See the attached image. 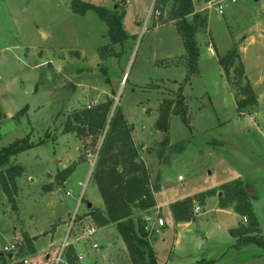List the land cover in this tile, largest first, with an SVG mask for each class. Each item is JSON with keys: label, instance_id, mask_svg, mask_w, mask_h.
<instances>
[{"label": "rangeland", "instance_id": "obj_1", "mask_svg": "<svg viewBox=\"0 0 264 264\" xmlns=\"http://www.w3.org/2000/svg\"><path fill=\"white\" fill-rule=\"evenodd\" d=\"M71 1L0 0V149L24 137L35 143L10 160L24 167L16 179L18 211L0 188V249L19 244L28 231L42 234L36 254L22 257L27 264H56L65 239L82 254L80 264H131L117 228L97 227L86 216L89 204L105 208L92 176L94 156L74 131H64L68 114L110 96L153 183L161 186L155 193L159 212H136L148 222L157 264H264L257 244L235 246L229 229L243 217L232 207L219 208L218 196L196 203L201 208L190 221L176 222L170 211L177 200L240 178L264 234V0H237L223 14L203 12L208 19L196 34L198 72L190 76L183 39L169 14L147 22L153 0H85L125 11L130 36L110 47L108 56L98 52L110 42L108 25L93 10L73 12ZM194 2L198 11L199 0ZM233 47L258 96L251 113L237 111L236 92L216 55ZM180 89L188 124L172 113L168 133L155 130L161 102ZM72 164L68 178L57 183L58 173ZM158 217L164 226L157 225ZM62 259L59 264H67Z\"/></svg>", "mask_w": 264, "mask_h": 264}, {"label": "trees", "instance_id": "obj_2", "mask_svg": "<svg viewBox=\"0 0 264 264\" xmlns=\"http://www.w3.org/2000/svg\"><path fill=\"white\" fill-rule=\"evenodd\" d=\"M159 6L168 7L169 20L174 21L183 39L186 50L183 58L186 61L187 76L197 73L200 48L196 34L206 29L207 14L195 11L194 0H160ZM71 9L77 14H85L88 10H93L108 25L106 36L110 42L98 49L101 55L108 56L112 53L109 51L110 47L130 36L123 25L125 11L120 12L115 6L108 8L85 0H72ZM216 55L226 81L231 83V90L236 92L237 111L240 114L251 113L258 106V96L246 77L237 47L231 48L224 55L216 51ZM113 103L114 99L108 96L101 102L75 110L68 114L64 124V131H74L88 153L97 152L92 176L99 188L105 208L101 210L91 205L86 216H89L97 227L114 225L117 228L131 264H157L148 222L146 218L136 216V212L147 213L154 210L157 205L155 193L161 186L159 182L153 183L151 171L140 154V147L134 144L131 127L120 107L114 109ZM186 105L187 101L181 89L175 98H165L158 107L154 129L168 133L172 113L180 115L188 124ZM168 140L167 136L163 144L166 145ZM34 145L35 143L30 142L28 137H24L0 149V188L15 212L18 211L16 179L23 173L24 167L20 164L10 165V160L13 155L26 151ZM91 147L95 149H90ZM180 149L183 150V147ZM161 154L160 151L159 156ZM79 158L85 159L83 155ZM74 166V164L67 166L58 173L56 182L63 183L74 170ZM45 189L51 190L52 185L45 186ZM211 196H218L219 208L232 207L241 217H246V221L241 220L237 226L229 229V233L238 241L235 246H239V243H255L264 250V234L246 183L240 178L171 203L170 211L173 219L176 222L195 219V204H205L206 199ZM37 238L23 231L20 243L15 244L17 251L14 259L9 258L8 253L0 249V264H25L22 257L36 252L34 240ZM63 255L67 264H80L74 245H68Z\"/></svg>", "mask_w": 264, "mask_h": 264}, {"label": "built area", "instance_id": "obj_3", "mask_svg": "<svg viewBox=\"0 0 264 264\" xmlns=\"http://www.w3.org/2000/svg\"><path fill=\"white\" fill-rule=\"evenodd\" d=\"M129 2V0H127ZM159 1L160 0H153L152 1V6L150 8V11L148 13V18H147V22L153 17L154 19H157V22L162 21L163 19H167L168 17V7L165 8H161L159 6ZM237 0H201L198 3L200 4V8L198 11L196 12H206V11H210V10H215L218 14H223L224 13V8L226 5L230 4V3H234ZM159 24V23H158ZM92 153H95L94 155ZM92 155L94 156V160L96 161L97 158V152H89L88 155ZM182 176L179 175V179L182 180ZM67 194H69V191L66 192ZM200 206L196 205L195 206V211L198 212L200 210ZM243 220L246 221V217H243ZM166 224L165 220L163 219V217H158L157 219V225L162 227ZM70 227H72V224H70ZM70 233V232H69ZM70 245L68 243V240L65 239V241L62 244L60 253L58 254V256L55 258V262L56 264H59L63 259L62 256L64 254V251L66 249V247ZM93 247L95 249L99 248V245L97 243H93ZM5 253H13V257L15 256V253L17 251V247L16 245H11V246H7L5 247V249L3 250ZM78 258L81 260L83 259L82 254H78ZM25 264L28 263L27 259H24Z\"/></svg>", "mask_w": 264, "mask_h": 264}, {"label": "crops", "instance_id": "obj_4", "mask_svg": "<svg viewBox=\"0 0 264 264\" xmlns=\"http://www.w3.org/2000/svg\"><path fill=\"white\" fill-rule=\"evenodd\" d=\"M132 137H133V136H132ZM133 141H134V137H133ZM143 147H144V146H143ZM140 154H141V152H140ZM141 156H142V155H141ZM142 157H143V156H142ZM156 209H158V208L155 207L154 210H156ZM156 212H159V211L156 210ZM159 227H160V226H159ZM93 229H94V228H93ZM27 232H28V231H27ZM93 232H94V231H93ZM28 233H29V232H28ZM41 234H42V233H39V234H30V233H29L30 236H32V237L37 236L38 238L41 236ZM38 238H37V239H38ZM35 241H36V240H34V243H35ZM151 243H152V241H151ZM34 245H35V244H34ZM125 252H126V251H125ZM35 254H36V252H35L34 254H31V257H33ZM47 256H48V255H46V257H47Z\"/></svg>", "mask_w": 264, "mask_h": 264}, {"label": "water", "instance_id": "obj_5", "mask_svg": "<svg viewBox=\"0 0 264 264\" xmlns=\"http://www.w3.org/2000/svg\"><path fill=\"white\" fill-rule=\"evenodd\" d=\"M115 8H116V6H115ZM219 195H220V194H219ZM90 206H91V204H89V207H90ZM8 257H9V258H13V253H9V254H8Z\"/></svg>", "mask_w": 264, "mask_h": 264}]
</instances>
